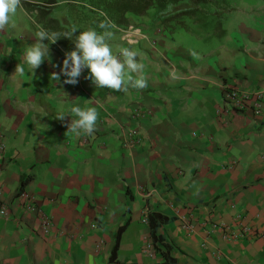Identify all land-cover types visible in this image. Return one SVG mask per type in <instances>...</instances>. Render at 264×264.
<instances>
[{"label":"crops","instance_id":"crops-1","mask_svg":"<svg viewBox=\"0 0 264 264\" xmlns=\"http://www.w3.org/2000/svg\"><path fill=\"white\" fill-rule=\"evenodd\" d=\"M247 2V15L264 13V0ZM239 24L249 32L246 45L211 46L195 56L168 40L180 22L158 26L159 49L126 42L115 30L111 41L121 46L113 54L135 51L148 82L126 92L96 89L85 79L88 69L76 85L62 75L50 79L72 51L56 43L49 45L51 62L33 75L23 61L26 47L0 32V203L7 210L0 214V264H264V104L258 114L232 111L222 90L229 83L264 91V15ZM203 29L210 28L192 30L201 36ZM35 33L23 30L21 40L30 46ZM19 63L24 75L12 76ZM140 105L152 113L133 120L131 108ZM73 106L96 108L92 135L65 136V125L77 119ZM60 113L68 116L63 122ZM133 126L140 140L126 147ZM21 193L34 198L31 209ZM186 212L190 235L178 218ZM240 223L253 232L234 239Z\"/></svg>","mask_w":264,"mask_h":264},{"label":"clouds","instance_id":"clouds-1","mask_svg":"<svg viewBox=\"0 0 264 264\" xmlns=\"http://www.w3.org/2000/svg\"><path fill=\"white\" fill-rule=\"evenodd\" d=\"M22 0H0V32H4L9 28H15L16 25L13 17L17 10L22 8ZM98 24L102 32L95 29L77 33L76 29L72 31H50L39 29L35 33V42L28 46L23 57L24 64L28 65L33 75L45 60L51 62L49 45L55 44L61 38L73 41L75 49L65 52L60 73L53 72L50 79L60 80V76L66 77L64 84L76 85L78 78L84 69H88L89 75L85 79L91 80L95 88H107L111 91L126 92L128 87L137 90H143L148 86L147 79L143 76L144 65L137 62V53L129 48H120L119 55H114L108 40L112 36L109 30L112 22L107 18ZM134 25V24H133ZM157 28V27H156ZM48 41V43H44ZM47 58V59H46ZM57 67L58 65H53ZM24 66L17 64L14 74L24 75ZM139 74V75H134ZM71 113L77 119H71V122L65 125L67 131L65 136L74 134L76 136L83 134L92 135L96 130V122L98 113L95 107L82 109L79 106H73ZM63 113L57 115L56 120L64 121Z\"/></svg>","mask_w":264,"mask_h":264},{"label":"trees","instance_id":"trees-1","mask_svg":"<svg viewBox=\"0 0 264 264\" xmlns=\"http://www.w3.org/2000/svg\"><path fill=\"white\" fill-rule=\"evenodd\" d=\"M183 1L184 0H22V8L35 19L40 29L43 28L58 32L72 31L71 29L79 30L78 28L82 26L85 21H88L90 25L96 24L97 22L99 24L105 19V16L101 15V13H104L112 22L110 30L119 31L120 29L126 28L132 22L140 21V19L137 20V17L140 16L141 18H146V24L150 26L148 22L153 20L163 23L171 21L175 25L180 22L183 25L185 21L183 19L184 16H182V19L179 21L177 18L179 15H189V22L198 23L201 25L200 27L203 28H212L214 26L213 14L219 12L221 8L224 9L228 2V0H187L191 6L190 8L172 16H161L164 10ZM61 4L64 5L63 7H66L65 11L67 12L68 10V13L71 15V18L67 19L66 13L67 25L65 26L61 25L58 19L49 14L53 7ZM76 14H79V18L74 17ZM38 30H36V32ZM100 30L102 31V29ZM75 35H79V33H75L74 36ZM65 41L70 42L71 40L61 38L56 43L64 48L66 47L63 45ZM73 42L74 38L70 43L74 45ZM71 48H74V46L70 47L69 50H71ZM28 177L29 176H27L25 180ZM148 216L152 218L153 215L149 213ZM160 217L162 220L166 219L163 216ZM150 222L152 227V220H150ZM122 229L123 225L119 226L117 230L111 258H113L116 253Z\"/></svg>","mask_w":264,"mask_h":264},{"label":"rangeland","instance_id":"rangeland-1","mask_svg":"<svg viewBox=\"0 0 264 264\" xmlns=\"http://www.w3.org/2000/svg\"><path fill=\"white\" fill-rule=\"evenodd\" d=\"M233 1H234V4H232L231 8L224 7V9L221 8L219 12H217L216 14H213L212 18H214V26L210 29L201 30L200 33H198L201 36H196L193 33L195 29L199 30L201 25L198 23L189 22L190 16L184 15L183 19L186 21V23H184L183 25L184 26L186 25V28L184 26H179V28H177L178 30H175V32H173L172 39H168V40L173 42L176 46L182 45L184 48H193L194 52H192V54L194 56H195V52L197 53L196 50H204L205 48H208L211 46L216 47V46L222 45V46L230 47L232 44L234 45L236 42L239 43L240 41L242 42V45H246L245 42L248 41L247 35L249 32L243 31L241 29V25L239 24V22L243 23L245 16H247V19L254 21V19L256 18V15H257V18L258 17L261 18L263 17L264 13L262 11L255 10V12L250 11V14L247 15L248 10L246 9V5L248 4V2L246 4H243L244 0H233ZM242 5L244 6V8ZM63 6L64 5L61 4V5H57L53 7L50 10L49 14H51L52 17L58 19L61 25L65 26L67 25L66 13H67V19H70L71 15L68 13V10L67 12L65 11L66 7H63ZM70 6H71V3H70ZM238 6H240L241 8L240 10H237ZM190 7L191 6L187 2V0H184L181 3L170 6L168 9L164 10L161 13V16H172ZM27 14L22 8L18 9L16 15L12 18L16 27L12 29H8V31L13 34L14 39L18 43V46H25L26 48L28 47L29 44L21 40V33L23 32V30H35L36 32V30L40 29L35 19L29 15L31 17L30 18ZM78 16L79 14H76V16L74 17L79 18ZM137 18H138L137 20L140 19V21L132 22L131 24H134V25L136 24V26L143 27V28L148 27L147 26L148 24H146L147 23L146 18H141V16ZM31 19H32L33 25L31 24ZM148 23L150 26L156 25V27L164 24L163 22H157L154 20ZM171 23L173 24V22ZM181 27H184V28H182L181 30ZM143 28H141V30L144 33H146L150 37V39L156 40L157 43H156L155 48L159 49L158 47V37L160 36L159 33H156L154 30L151 31L152 33H149L147 30ZM78 29L79 30H77V33L81 31H86L88 29H95L96 31L98 30L100 32L103 31V30L101 31L100 28L98 27V22L96 24L90 25L88 21L83 22V25L80 26ZM110 31L112 32V36L108 40V43L110 44L111 48L118 49L121 45H119L117 42L111 41L115 35V30H110ZM70 42L65 41V44H63L64 46H66L64 47L65 50H69L70 47L74 46ZM55 45H59V44L56 43ZM60 47L62 48V46ZM74 49H75V46L74 48H71V50H74ZM161 60L164 63V65H167L169 67L173 66L166 57H162ZM133 108L134 107L131 108V111Z\"/></svg>","mask_w":264,"mask_h":264},{"label":"built area","instance_id":"built-area-1","mask_svg":"<svg viewBox=\"0 0 264 264\" xmlns=\"http://www.w3.org/2000/svg\"><path fill=\"white\" fill-rule=\"evenodd\" d=\"M123 32V39L129 43H136L138 40H145L149 43L152 48L156 47V40L150 39V37L142 32L141 27L135 26L133 24L128 25L126 28L120 29ZM156 33H160V28L157 27L154 29ZM222 90L224 95V103L226 108H230L232 111H242L250 108L254 114H258L262 111L264 104V91L256 90V91H246L241 89L240 87L235 86L234 84L223 83ZM223 110L218 108V113H221ZM152 113V110L147 107L135 106L131 111V118L133 120H139L144 118ZM3 133L0 130V151L3 150V142H2ZM140 135L137 131V128L130 127L126 133V138L124 139V145L126 147H131L139 143ZM21 198L23 199V203L27 209H31L33 206L34 198L29 194L21 193ZM0 214L3 216L7 215L6 206L3 203H0ZM180 220V225L182 230L190 235L192 233V223H191V212L181 213L178 215ZM50 220L47 218H42L43 227L48 230L50 227ZM218 225V224H217ZM216 225V227H217ZM253 232V228L248 224L240 223L238 232L233 234V238L237 239L240 237H244L247 234ZM264 237V234H262ZM232 237L231 234L228 233L227 240H230ZM154 249L151 245L147 244L145 247V252L153 253Z\"/></svg>","mask_w":264,"mask_h":264}]
</instances>
